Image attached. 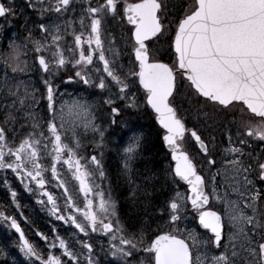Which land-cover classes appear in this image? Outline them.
Here are the masks:
<instances>
[{
  "label": "snow or ice",
  "instance_id": "1",
  "mask_svg": "<svg viewBox=\"0 0 264 264\" xmlns=\"http://www.w3.org/2000/svg\"><path fill=\"white\" fill-rule=\"evenodd\" d=\"M23 3L21 9L17 0H0V19L10 27L18 13L37 15L24 19L23 38L10 37L0 54V184L20 216L9 175L55 221L75 230L70 238L55 225L36 231L42 247L0 208V222L19 234L14 246L27 264H102L93 244L80 238L90 233L108 238L107 248L100 244L108 264H264V0ZM76 4L78 21L60 23ZM108 21L127 27V64ZM69 67L74 75L62 82L99 90V100H62L56 79ZM33 71L40 87L22 78ZM149 110L170 154L162 171L171 194L130 230L110 187H103L106 133L124 112ZM217 128L226 143L217 141ZM142 141L133 134L122 149L132 200L147 195L133 178ZM210 200L221 209H208ZM190 215L204 233L181 227ZM0 262L9 264L3 247Z\"/></svg>",
  "mask_w": 264,
  "mask_h": 264
},
{
  "label": "rangeland",
  "instance_id": "2",
  "mask_svg": "<svg viewBox=\"0 0 264 264\" xmlns=\"http://www.w3.org/2000/svg\"><path fill=\"white\" fill-rule=\"evenodd\" d=\"M17 4L20 6L21 9H24L23 0H17ZM27 11L28 10H25L23 12V14L18 13V15H20V19H17L16 21H17V24L20 26L21 31H24V29L22 28L21 25H22L24 19L26 18V17L24 18V16H25V13ZM75 11H77L76 20L78 21V17L80 14V5L79 4H78V8H77V4L75 5ZM32 17L34 18V20L37 19V16L35 14H33ZM65 18L69 19V12H67L64 17H61L59 22L63 23V20ZM76 27H77V30H79L78 23L76 24ZM105 27L110 31L112 36H115L116 47L123 50L124 49V47H123L124 42L127 39V31L125 30L124 26L122 24L118 23L117 21H108L105 24ZM0 28L3 29L2 31H0V54H2V53L7 51V44L9 42V38L19 36V30L16 27V25L11 24V27H10L9 24L2 19H0ZM19 37L23 38L21 36H19ZM110 38L111 37L108 35V33H105L106 44ZM166 46H167V44L164 45L165 48H166ZM3 47H4V49H3ZM166 57L167 56H165V58ZM124 63L127 64V60H124ZM2 67H3L2 64H0V69H2ZM71 75H74V72L71 69V67H69V69L67 71H62L60 73V76L57 77V79H56V83L59 84V91L61 93H64V95L62 97L63 101H70V100H73V99H76L79 97H84V98L93 99V100H99L101 98L100 95L98 94L99 90H96L94 88L89 87L91 89V91H89V93H86L84 91V88H82L85 85L82 82H79L78 80H76L75 82H71V83H63L62 82L64 80H67L68 76H71ZM22 78L25 80L30 79L34 84H36L37 87H40L39 76L36 72L33 71L29 74H25L22 76ZM85 87H87V86H85ZM40 110H41V115H44L45 111H46V101H41V109ZM148 115L149 114L146 112H141V113H135V112H131V111L124 112V114H122V116L120 117V118H123L124 121H127V126L122 125V127H123L122 129L124 131V134L120 136L118 133H111V132L106 133L107 147L104 149L103 165H104V169H105V172L107 175V179L103 182V185L106 183L107 184H115L114 187L117 190L126 189L125 188L126 184L123 183L124 178H116L114 176V173L111 171L112 170L111 166H114L115 164L119 163L118 160H116V159L122 160V149L124 146H126L128 144L129 138L133 134L141 135L142 131H145L146 134H154L155 133V130L148 123V117H147ZM135 120L141 122L140 126L135 124ZM217 131H223V129L217 128ZM110 134L116 135V136L112 137V136H110ZM213 134L216 135V131ZM88 151L91 152V148H89ZM140 164L141 163H139L138 165L140 166ZM167 165H168V163L164 165L163 169L166 168ZM120 166H121V163L119 164V167ZM110 167H111V170H110ZM159 172H156L155 174H158ZM159 176L161 177L160 181H162L164 183V185L166 186V189L169 188V186L167 187V184L165 183V181L163 179V171L159 174ZM71 187H72V185L70 183L69 188L71 189ZM49 190L54 191V192L57 191V190L52 189L51 187L49 188ZM223 190L224 189L222 188L221 192H223ZM27 198H28V195H27ZM29 198L32 201L36 202V198L33 197L32 195H29ZM36 204L40 208V205H38L37 202H36ZM41 211H43V209ZM46 212H47V210H46ZM47 214H48V212H47ZM48 217L52 221L56 222L54 220V218H52L49 214H48ZM184 225H187L188 228L191 226L189 229L195 228L194 221L192 219H190V216L186 221L183 222L181 227L183 228ZM129 229L132 230V227ZM72 231H75V230L74 229H72V230L67 229L65 231V233H63V236L67 235L70 238ZM196 231H197V229H196ZM80 238L83 240H86L87 242L92 243L94 249L96 250V252L101 257L102 264H108V261L111 259V257L104 258L103 254L100 253V244L101 243H103L105 248H107V243H108L107 237L101 235L100 233H90L89 237H84L83 234H80ZM57 254H59V253H57ZM10 264H12V262Z\"/></svg>",
  "mask_w": 264,
  "mask_h": 264
},
{
  "label": "trees",
  "instance_id": "3",
  "mask_svg": "<svg viewBox=\"0 0 264 264\" xmlns=\"http://www.w3.org/2000/svg\"><path fill=\"white\" fill-rule=\"evenodd\" d=\"M164 152L158 133L156 136L146 137L143 150L139 156L141 164L136 171L137 177L134 180L142 188H147V195H139L138 200L129 199L123 201L122 199L118 201L119 212L123 218L122 221L129 227H135L142 220L147 219V214H157L160 200L165 195V185L160 179L158 181L149 180L147 184H145V180L162 172L161 162L164 159ZM156 172L159 173L155 174ZM132 187H135V185H132ZM128 188L129 192L126 189L125 196L128 193L131 194L129 184Z\"/></svg>",
  "mask_w": 264,
  "mask_h": 264
},
{
  "label": "flooded vegetation",
  "instance_id": "4",
  "mask_svg": "<svg viewBox=\"0 0 264 264\" xmlns=\"http://www.w3.org/2000/svg\"><path fill=\"white\" fill-rule=\"evenodd\" d=\"M8 179L9 183L13 186V190L18 192V203L20 205L19 211L23 213V216H20L18 212H14L13 208L9 206L8 201H10L11 197L8 193V189L2 184H0V208H6L8 214L16 216L17 221L18 223H20L21 229L23 230L26 238L29 239V233L32 232L34 228L32 229L29 227L28 205L23 198L19 197L20 194L23 195L26 191L23 189L22 185H20L19 182L14 179L13 176L9 175ZM17 242L18 237L13 231V229H10L8 225L4 224L3 222H0V244L10 245L16 244Z\"/></svg>",
  "mask_w": 264,
  "mask_h": 264
},
{
  "label": "bare ground",
  "instance_id": "5",
  "mask_svg": "<svg viewBox=\"0 0 264 264\" xmlns=\"http://www.w3.org/2000/svg\"><path fill=\"white\" fill-rule=\"evenodd\" d=\"M125 194H126V189H122V190H120L118 193H117V195H116V200L117 201H119V200H122L123 199V201H125V200H129V199H131L130 197H131V194H127L126 196H125Z\"/></svg>",
  "mask_w": 264,
  "mask_h": 264
}]
</instances>
